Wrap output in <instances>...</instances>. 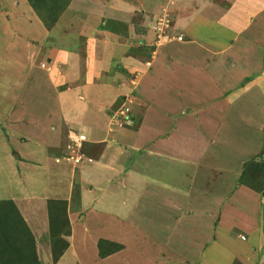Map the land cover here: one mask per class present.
Masks as SVG:
<instances>
[{
    "label": "crops",
    "instance_id": "0c3cea01",
    "mask_svg": "<svg viewBox=\"0 0 264 264\" xmlns=\"http://www.w3.org/2000/svg\"><path fill=\"white\" fill-rule=\"evenodd\" d=\"M148 1H70L52 29L54 31L61 20L71 17L72 14L87 20L82 31H79L77 35H73L82 38L84 51L81 46H78L76 50L68 49L67 46L64 47L65 45L63 46L64 49L60 48L61 50L54 59V63H57V66L63 65V67L70 68L68 77L71 80L63 86L64 88L60 93L55 95L46 94L40 99L33 95L21 96L23 99L26 97L27 101L32 100L36 104L34 106L17 107L16 111H13V116L16 114L25 123H22L23 125L21 123L17 124L22 133L26 124L28 125L25 133L22 134L24 138L22 136L20 138L22 147L25 144L28 147L25 146L26 151L23 150L16 155L18 163L11 164L12 162H7L10 166L7 173L14 177L15 183L13 188L0 187V200H12L27 225H39L35 229L40 236H33L36 239L38 256L44 264H71L76 260H80L82 263L88 261L89 264L101 263L112 256L110 254L97 261L95 259L98 255L94 258L92 253L90 256H86L89 260L83 261L81 257L79 259L76 256L78 255L76 252H74V256L66 253L67 248L60 258L53 263L51 261L48 232V200L66 201L70 224L72 222V225H76L81 222L82 225H85L86 222H89L96 225L95 216L102 215L103 205H112V199L114 205L118 202L120 209L127 210L125 212L127 214L126 220L131 224H141L146 219V215L150 214V209L160 207L162 226L163 224L168 225L166 224L167 221H171L169 225H177L183 229V226L189 223L190 220H196L198 223L191 222L192 233L194 234L193 225L203 226L206 229L209 242L217 236L218 231L214 233V228L217 225H230L229 227L234 228L233 232L237 233L233 237L232 244L229 243L230 239L223 240L222 237L217 236L219 238L218 244L225 247L229 252L228 255L223 256L221 264H264V224L262 223L264 221V191L257 193L249 187L239 184L238 180L235 183L232 176L221 173L217 180L213 176L207 177L206 181L204 177L201 178L200 183L204 185L211 180L216 183L214 193L209 194L210 192H206L200 196L199 194L195 195V191L192 190L189 194L183 189H178L181 188L178 184L172 185L174 188H171L172 186L163 181L164 185L161 183L163 187L160 190L163 199L158 200L156 192H152L145 187L153 182V177L146 175L140 166L151 170L150 167L155 166L158 162L157 166L161 174L165 175L168 168L173 169V167H176L173 163L174 160L182 162L184 159L182 157L178 158L177 153H166L161 148L160 142L152 141L153 146L146 144L151 139L142 133L148 131L146 122L152 120L153 115L144 114L143 116V113L139 114L144 118L139 124L137 134L144 144L136 143L137 139L128 142L124 136L109 140L100 136L103 132L102 125L106 117L104 108L112 106L119 100V89L121 91L126 90L128 85L134 83V79L127 73H130L131 70L137 71L139 66L143 67L142 75L137 82L139 84L142 81L149 82L146 79L150 76L148 71H152V67L146 64L149 60L144 58L143 54L145 55V53L134 52L132 48L143 45L148 56L152 57L150 55L154 53V49L150 51V46L155 42L152 16L158 18L166 9L164 11L172 15V33L182 36V39L178 40L175 38L176 35L171 34V39L164 45H158L159 48L172 42L193 44L201 50L202 60L204 56L207 57V60L202 61L201 66H196L190 62L191 65L188 63L182 66L178 73L179 80L181 81L182 78L184 82L190 83L191 86L197 83H203L202 85L207 83L209 85L212 83V78L208 69L213 70L215 67V62L212 61L219 60L220 56L228 52L236 43L241 42L239 37L251 27L250 34L258 33L260 35L253 36L252 41L261 44V56H263L264 3L261 2L259 8L251 7L250 14L237 24L239 17H237L238 20L234 21L229 18L224 19L222 16H214L215 10L219 11L216 5L217 0H151L152 4L149 5ZM243 1L245 5L250 6V0ZM19 2L23 3L24 8L27 5L26 9H28L31 17L30 22L33 24L37 22L35 25L38 27L39 24L43 33L52 32L42 25L26 0H19ZM221 2H225L221 4L222 13L230 12L231 1L221 0ZM226 22L227 24H225ZM234 28L235 30L232 31ZM70 32L72 31L70 30ZM185 33L189 35L187 42H184L183 35H186ZM53 34L54 32L51 35L46 34L45 41L47 43L48 41H55ZM138 59H140L139 63H137ZM30 66L27 63L24 69L28 71ZM82 68L83 71H86V75H83L80 71ZM123 70H127V72L122 73ZM79 73H81L80 76L78 75L73 81L72 78ZM88 75L94 77L90 78ZM166 78L168 79L165 80ZM171 79L174 78H172L170 72L161 71L159 88L165 94L168 91L167 87L165 88L163 85L164 80L170 82ZM147 82L143 86L144 98H150ZM114 83L117 87L120 86L119 89L113 87ZM252 86L259 88L264 86V72L249 83L247 82L243 89L248 90ZM191 88H194V86ZM71 89L75 90L73 96L68 94ZM181 91L184 94H181L182 99L180 102H194L189 100L192 96L197 98L199 102L209 100L206 97L201 98L200 92L194 89L188 92V89L181 87ZM187 94L191 96H186ZM49 95H52V97H49ZM162 96H164V99L161 97L159 100L164 102L166 95ZM43 98L54 100V110L46 102L40 101ZM149 100L152 102L154 98ZM185 104L183 103V105ZM146 105H148L147 102ZM69 109H78L79 111L71 113ZM178 111H180V108H177V111L173 114ZM171 114V112L166 113L167 116ZM77 118L82 119L81 124L77 123ZM83 119H85L84 122ZM261 126L264 128V120ZM73 127L75 129H72ZM11 128H15L14 131L16 132V127ZM66 128L68 132L79 133L80 131L86 133L87 136V140L81 146L82 160L78 166H74L72 161L65 158V155L69 152L67 149L68 135L67 140H64L63 134L65 135L66 132L64 131L61 134V131L66 130ZM10 136L12 137V135ZM29 137L34 140V144L27 143ZM258 145L259 148L255 153L253 151L252 154L257 156L261 153L264 161V142ZM134 150H141V156L133 155L131 151ZM7 157L11 159L8 151ZM152 158L157 161H152ZM168 163L173 164L170 166ZM174 171L176 173L177 169ZM240 172H236L237 179ZM102 176H106L105 181ZM40 177L45 179V183L41 186H39ZM220 179H222V182L217 183L216 181H220ZM111 181H114V186H110ZM138 195H143L144 199L140 200ZM128 196L130 202H132L131 205L123 201V198ZM158 202L159 204H157ZM145 203L146 205H144ZM150 203H154L153 206L149 205ZM250 203L255 205L256 215L246 214V206ZM139 204L141 207H138ZM130 212L133 214H130ZM146 212L147 214L144 215ZM78 215L79 217H77ZM134 226H138L140 229L144 227L143 225ZM71 227L73 228V226ZM218 229L222 230L223 233H229V230L224 227L219 226ZM194 235L195 239L200 238L198 227ZM70 236L69 240H72L74 235L71 234ZM107 240H111V238H107ZM196 247L197 258L196 261L193 260V263L197 262L198 264L201 260L200 257H205V251L204 249L201 250L200 243Z\"/></svg>",
    "mask_w": 264,
    "mask_h": 264
},
{
    "label": "rangeland",
    "instance_id": "374dc122",
    "mask_svg": "<svg viewBox=\"0 0 264 264\" xmlns=\"http://www.w3.org/2000/svg\"><path fill=\"white\" fill-rule=\"evenodd\" d=\"M228 1L232 3L230 12L222 13L221 4L225 2L217 0L216 5L219 11L215 10L214 16H222L224 19L229 18L234 21L239 17L237 24L250 14L251 7L259 8L261 2L264 3L263 0H250V6H248L244 4L243 0ZM147 3L148 5L152 4L151 0ZM26 8L27 5L24 8L23 3L21 4L19 0H0V187L7 188H13L15 183L14 177L7 173L10 169L7 162H12L11 164L18 163L16 155L23 150L26 151V147H28L27 144L22 147L20 140L21 136L24 138L22 134L25 133L28 125L26 124L22 133L17 124L25 123L16 114L13 116V111H16L17 107L36 105L32 100L27 101V96L33 95L40 99L46 94L55 95L61 92L63 86L69 83L68 81H71L68 77L70 68L63 67V65L57 66L54 59L58 56L60 48L64 49V45V47L67 46L68 49L73 50L81 46L84 51L82 38L73 35H77L79 31H82L87 23V20L81 18V16L72 14L71 17L61 20L54 31L52 28L56 24L50 29L54 32L55 41H48V44L45 41L46 34L51 35L52 32L43 33L41 26L39 24L38 27L35 25L37 22L34 24L30 22L31 17ZM164 10L160 17L154 18L152 16L155 36V44L153 43L150 46L152 50L154 49V53L150 55L152 57L148 56L143 45L132 48L134 52L145 53V55L143 54L144 58L149 60L146 64L152 67V71H148L150 76L146 77L149 81L146 82L149 86L150 98L143 97V86L146 82L142 81L141 84L137 82L143 71V67L139 66L137 71L131 70L130 73H127L134 79V83L128 85L126 90L121 91L120 86L117 87L114 83L113 87L119 89V100L112 106L104 108L106 117L102 125L103 132L100 135L106 140L124 136L128 142L137 139L136 143L144 144L137 134L139 124L144 118L139 114L143 113V116L144 114L153 115L152 120H149L145 115L149 120L146 122L148 131L142 134L151 139L146 144L153 146L152 141L160 142L161 148L166 153H177L178 158L182 157L184 159L182 162L174 160L173 163L176 167H173V169H177V172L175 173L172 168H168L165 175L161 174L157 166L158 162L155 166L150 167L151 170L140 166L146 175L153 177V182L145 187L152 192H156L158 200L163 199L160 194V190L164 185L163 181L170 186L178 184L181 186V188L177 186L178 189H183L189 194L193 190L195 195L199 194L200 196L206 192L211 194L216 191L214 190L216 183L212 180L206 182L205 185L200 183L203 177L205 181L207 177L210 178L211 176L217 180L219 174L223 173V175L232 176L236 183V180H238L236 172L241 171L243 164L256 155L252 154L253 151L255 153L259 148L258 144L264 142V128L261 126L264 120V86L262 88L252 86L248 90L243 89L247 82L249 83L263 74L261 44L252 41L253 36L260 35L258 33L250 34L252 27L244 31L239 37L241 42L236 43L228 52L220 56L219 60L212 61L215 62V67L213 70L208 69L212 83L209 85L207 83H204V85H202L203 83H197L192 85L194 88H191L190 83L184 82L182 78L181 81L179 80L178 73L181 67L189 62L201 66L202 61L207 60V57L204 56L202 60L201 50L193 44L172 42L159 48L158 45L167 43L171 39V34H173L172 15ZM234 30L235 28L232 29V31ZM185 34L183 35L184 42H187L189 35L188 33ZM177 37L182 39L181 35H176L175 38L178 39ZM199 38L201 39V37ZM140 59L142 60V58ZM153 59L155 60L153 61ZM27 63L31 65L28 71L24 69ZM190 63L189 65H191ZM83 70L82 68L80 71L83 75H86V71ZM161 71L170 72L172 78H174L170 82L165 81L168 78L164 80L163 85L165 88L167 87V94L159 88ZM123 72H127V70H123ZM200 73L202 72L200 71ZM80 74L72 78L73 81ZM88 76L90 78L94 77L92 75V77ZM181 87L188 89V92L192 89L199 91L201 98L206 97L209 100L199 102L197 98L192 96L189 100L194 102H180L182 99L181 94H184ZM69 92L68 94L73 96L75 90L71 89ZM162 95H166L164 102L159 100L161 97L164 99ZM188 95L191 96L190 94L186 96ZM21 96L26 97L23 99ZM49 97H52V95H49ZM151 98H154V101L151 102L149 100ZM40 101L46 102L54 110L55 102L53 99L43 98ZM146 102L148 105H146ZM183 103L186 104L183 105ZM177 108H180V111L173 114L177 111ZM77 110L69 109L71 113H77ZM119 112L123 113L119 114ZM168 112L172 114L167 116L166 113ZM113 113L117 114L115 118L112 117ZM122 120L126 122H121ZM76 121L80 123L82 119L77 118ZM84 121L85 119H83ZM11 127H16V132L14 131L15 128L12 129ZM74 127L72 129H75ZM64 131L66 132L65 135L63 134ZM61 132L59 133L63 134L64 140H67V128ZM80 133L86 135V133L79 131ZM28 142L30 144L35 143L30 137ZM7 151L11 155V159L7 157ZM131 153L141 156L142 151L134 150ZM260 157L262 159V156ZM152 161L157 160L152 158ZM102 177L105 181L106 176ZM216 182L220 183L222 179ZM44 183L45 179L40 177L39 186ZM110 186H114V181H111ZM171 188H174V186ZM138 197L140 200L144 199L143 195H138ZM123 201L128 205L132 204L129 196L124 197ZM112 202V205H103L102 215L95 216L96 225L89 222H86L85 225H82L81 222L72 225L71 222L70 233L74 237L72 240H69L71 234L63 237L68 244L66 253L74 256V252H76V254L78 253L76 256L79 259L81 257L83 261L89 260L86 256L93 253L94 258L98 255L95 260L99 261L101 257L98 254V241L111 238L109 241L120 244L121 248L112 253L111 258L100 261L101 263L91 264H197V262L193 263V260L196 261V245L200 243L201 250L204 249L205 251V257H200L201 260L198 264H221L223 256L228 255L229 252L225 247L218 244L219 238L217 236L222 237L223 240L230 239V244L233 243V237H235L236 232H233L234 228L229 227L230 225H217L214 228V233L218 231L217 236L210 242L207 240L206 229L201 225H193L194 234L197 227L200 232V238H194L193 230L191 231V222L198 223L196 220H190L189 223L183 226V229L177 225H169L171 221H167L166 224L168 225L163 224L162 226L160 207L150 209L149 215L146 212L144 214H147L146 219L141 224H131L126 220L127 214L125 212L127 210L120 209L118 202L114 205L113 199ZM153 204L150 203L149 205L153 206ZM138 207H141L140 204ZM247 213L256 215L254 204L250 203L246 206ZM130 214L133 213L130 212ZM262 223L264 224V221ZM134 225H143L144 227L140 229ZM36 226L39 225H28V228L32 235L40 236L35 229ZM219 226L228 229L229 233H223L222 230L218 229ZM33 238L36 240L34 236ZM71 264H89V262L82 263V261L76 260Z\"/></svg>",
    "mask_w": 264,
    "mask_h": 264
},
{
    "label": "trees",
    "instance_id": "16d2710c",
    "mask_svg": "<svg viewBox=\"0 0 264 264\" xmlns=\"http://www.w3.org/2000/svg\"><path fill=\"white\" fill-rule=\"evenodd\" d=\"M42 25L50 30L71 0H26ZM152 48L150 49V51ZM264 72V51L262 56ZM261 153L243 164L238 183L257 193L264 191V161ZM48 232L51 261L56 262L67 248L64 236L70 235L65 200H48ZM98 254L104 258L121 248L109 241H98ZM0 264H44L28 225L12 200H0Z\"/></svg>",
    "mask_w": 264,
    "mask_h": 264
},
{
    "label": "built area",
    "instance_id": "2783aa9c",
    "mask_svg": "<svg viewBox=\"0 0 264 264\" xmlns=\"http://www.w3.org/2000/svg\"><path fill=\"white\" fill-rule=\"evenodd\" d=\"M178 40H181V37H177ZM123 112H119V114H122ZM117 114L112 115L113 118H115ZM121 119V118H119ZM121 122H126L125 120H122ZM87 140L86 135L79 134L77 132L69 131L68 132V144L67 149L69 152L65 155V158L67 160H70L73 162L74 166H78L81 163L82 160V154H81V146L84 141Z\"/></svg>",
    "mask_w": 264,
    "mask_h": 264
}]
</instances>
